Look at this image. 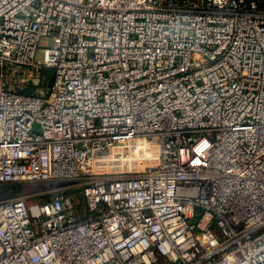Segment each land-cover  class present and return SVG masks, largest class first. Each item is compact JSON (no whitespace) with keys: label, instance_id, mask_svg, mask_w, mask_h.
<instances>
[{"label":"built area","instance_id":"built-area-1","mask_svg":"<svg viewBox=\"0 0 264 264\" xmlns=\"http://www.w3.org/2000/svg\"><path fill=\"white\" fill-rule=\"evenodd\" d=\"M8 184L0 264H264V0H0Z\"/></svg>","mask_w":264,"mask_h":264},{"label":"rangeland","instance_id":"rangeland-1","mask_svg":"<svg viewBox=\"0 0 264 264\" xmlns=\"http://www.w3.org/2000/svg\"><path fill=\"white\" fill-rule=\"evenodd\" d=\"M50 45H52V41L46 40V41H43L41 48L49 47ZM42 56H43V51H42V49H40L38 51V57L42 58ZM18 74H20V72L11 74L10 81H11L12 88L17 90V91H24L26 89V87H28L27 78L25 79L24 76L23 77H19ZM60 183L61 182H56V181L52 182L53 189L59 188V187H56V186L59 185ZM41 191L42 190L33 192L34 195L29 200V204H30V206L32 208H35L37 205H41L43 203V200H44L43 199V195H42L43 191L42 192ZM0 192L3 193V195H6V196H17V195H20L23 192V188H22L21 184L20 185L19 184H14L13 186L8 187V188H6L4 190L1 189ZM82 205H84V200H83V202L81 203L80 206H82ZM83 209H84V207H83Z\"/></svg>","mask_w":264,"mask_h":264},{"label":"trees","instance_id":"trees-1","mask_svg":"<svg viewBox=\"0 0 264 264\" xmlns=\"http://www.w3.org/2000/svg\"><path fill=\"white\" fill-rule=\"evenodd\" d=\"M46 76H47L48 78H50V77H51V73H50V72H46ZM24 92L27 93V94H34V92H35V88H33V87H28L27 89L24 90ZM13 185H14V184L0 185V190H1V189L4 190V189H6V188H8V187H11V186H13ZM69 194L71 195V197L73 198V200H74L77 204L81 205V203H82L83 200H84V196H83V192H82V190L70 191ZM2 196H3V193L0 192V199L2 198ZM82 206H83V205H82Z\"/></svg>","mask_w":264,"mask_h":264},{"label":"water","instance_id":"water-1","mask_svg":"<svg viewBox=\"0 0 264 264\" xmlns=\"http://www.w3.org/2000/svg\"><path fill=\"white\" fill-rule=\"evenodd\" d=\"M23 192L21 193L22 195L28 194L30 192H36L44 189V186L41 185H22ZM6 195H3L2 198H5Z\"/></svg>","mask_w":264,"mask_h":264}]
</instances>
